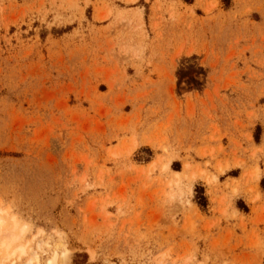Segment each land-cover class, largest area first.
<instances>
[{
    "label": "rangeland",
    "instance_id": "1",
    "mask_svg": "<svg viewBox=\"0 0 264 264\" xmlns=\"http://www.w3.org/2000/svg\"><path fill=\"white\" fill-rule=\"evenodd\" d=\"M0 216L8 264H264V0H0Z\"/></svg>",
    "mask_w": 264,
    "mask_h": 264
},
{
    "label": "bare ground",
    "instance_id": "2",
    "mask_svg": "<svg viewBox=\"0 0 264 264\" xmlns=\"http://www.w3.org/2000/svg\"><path fill=\"white\" fill-rule=\"evenodd\" d=\"M178 174V173H177ZM10 226H5L6 221L3 217L0 216V255L2 264H8V262L14 261L15 257H21L25 254V246L20 242V234L24 231L25 227H18V222L15 217H10ZM50 258L49 261H52L55 256ZM34 261H37L36 253L33 252L31 257L24 264H33Z\"/></svg>",
    "mask_w": 264,
    "mask_h": 264
},
{
    "label": "trees",
    "instance_id": "3",
    "mask_svg": "<svg viewBox=\"0 0 264 264\" xmlns=\"http://www.w3.org/2000/svg\"><path fill=\"white\" fill-rule=\"evenodd\" d=\"M200 200H202L201 202L199 201L198 204L201 206V207H205L206 206V201L204 200L203 197H198ZM246 210V209H245Z\"/></svg>",
    "mask_w": 264,
    "mask_h": 264
},
{
    "label": "crops",
    "instance_id": "4",
    "mask_svg": "<svg viewBox=\"0 0 264 264\" xmlns=\"http://www.w3.org/2000/svg\"><path fill=\"white\" fill-rule=\"evenodd\" d=\"M245 203H246V201H245ZM249 207H250V205H249ZM237 210H238V209H237ZM238 211H239L238 213L243 214L244 216H248V215L250 214V210L247 211V212H242V211H240V210H238Z\"/></svg>",
    "mask_w": 264,
    "mask_h": 264
}]
</instances>
